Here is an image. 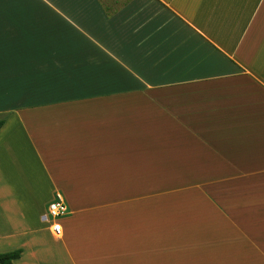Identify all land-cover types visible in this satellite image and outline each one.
<instances>
[{"label":"crops","instance_id":"1","mask_svg":"<svg viewBox=\"0 0 264 264\" xmlns=\"http://www.w3.org/2000/svg\"><path fill=\"white\" fill-rule=\"evenodd\" d=\"M0 13V253L264 264V0H0Z\"/></svg>","mask_w":264,"mask_h":264},{"label":"built area","instance_id":"2","mask_svg":"<svg viewBox=\"0 0 264 264\" xmlns=\"http://www.w3.org/2000/svg\"><path fill=\"white\" fill-rule=\"evenodd\" d=\"M69 215V207L62 193L55 194L54 199L48 207V221L54 236L60 237L63 234V220Z\"/></svg>","mask_w":264,"mask_h":264},{"label":"rangeland","instance_id":"3","mask_svg":"<svg viewBox=\"0 0 264 264\" xmlns=\"http://www.w3.org/2000/svg\"><path fill=\"white\" fill-rule=\"evenodd\" d=\"M108 1H112V0H105V2H108ZM19 2H21V3H24L25 1H19ZM1 14V13H0ZM25 187V186H24ZM27 188L25 187V190H26ZM27 192H29V191H27ZM24 198H28L27 196L26 197H24ZM24 201V200H23ZM12 210V209H11ZM10 210V211H11ZM10 211H8V212H5V215L7 214V213H9ZM12 214V216H10V218H11V221H12V218H13V220L17 223V225H20L21 227H23V225H24V223H23V221L21 220V215H20V212H19V210L16 208L15 209V213H11ZM26 213H23V216L25 215ZM69 216V215H68ZM47 223H44V225H46ZM49 239H51V238H49ZM41 249L45 252V251H47V252H49V251H52V250H59V249H61V246L58 244V243H54V242H52V241H46V242H44V244H43V246L41 247ZM47 252H45V254L46 255H50L49 253H47ZM45 256V255H44Z\"/></svg>","mask_w":264,"mask_h":264},{"label":"trees","instance_id":"4","mask_svg":"<svg viewBox=\"0 0 264 264\" xmlns=\"http://www.w3.org/2000/svg\"><path fill=\"white\" fill-rule=\"evenodd\" d=\"M3 121L0 122V128ZM23 249H16L10 252L0 253V264H15V261L21 257Z\"/></svg>","mask_w":264,"mask_h":264}]
</instances>
